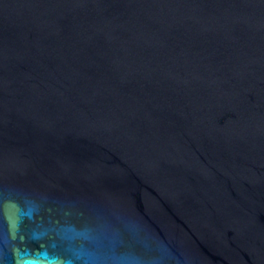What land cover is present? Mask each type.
I'll list each match as a JSON object with an SVG mask.
<instances>
[{
	"label": "water",
	"instance_id": "1",
	"mask_svg": "<svg viewBox=\"0 0 264 264\" xmlns=\"http://www.w3.org/2000/svg\"><path fill=\"white\" fill-rule=\"evenodd\" d=\"M0 264H264V0H0Z\"/></svg>",
	"mask_w": 264,
	"mask_h": 264
}]
</instances>
